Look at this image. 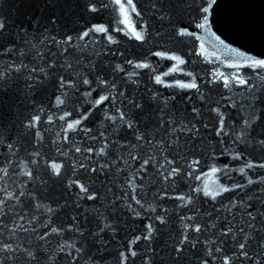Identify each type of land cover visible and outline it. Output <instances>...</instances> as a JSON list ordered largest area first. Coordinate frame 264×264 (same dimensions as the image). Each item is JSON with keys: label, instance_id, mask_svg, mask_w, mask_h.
<instances>
[{"label": "water", "instance_id": "1", "mask_svg": "<svg viewBox=\"0 0 264 264\" xmlns=\"http://www.w3.org/2000/svg\"><path fill=\"white\" fill-rule=\"evenodd\" d=\"M0 23V264H264V0Z\"/></svg>", "mask_w": 264, "mask_h": 264}, {"label": "snow or ice", "instance_id": "2", "mask_svg": "<svg viewBox=\"0 0 264 264\" xmlns=\"http://www.w3.org/2000/svg\"><path fill=\"white\" fill-rule=\"evenodd\" d=\"M116 2L117 3H121V0H116ZM126 2H127L128 5H131L132 4V0H126ZM121 7L123 9V5H121ZM92 10L95 11V8H92ZM132 10L135 11V7L134 6L132 7ZM124 11L126 12V9ZM204 11L207 12L208 10L207 9H204ZM125 23H127V16L126 15H125ZM2 28H3V24L0 23V29H2ZM94 29L97 32H105L106 31V29H104L103 27H96V26H94ZM129 30L133 32V35L136 37L137 40L143 39V36H142L141 33L136 32L134 29H131V28ZM87 35H88V32H84L83 33V36H87ZM253 63H255V64H257V65H259L261 67H264V60L253 61ZM138 66H141V65H138ZM143 66H146V65H143ZM160 82L161 81H160V79L158 77L157 78V83H160ZM241 83H245V81H241ZM181 86L182 87H185V88H195L196 87L195 83L184 84V85H181ZM104 99H107V97H101L100 100H98L96 103H101ZM58 102L63 103V101H60L59 98H58ZM222 122L223 121L221 120V124H222ZM75 123L78 124V123H80V121L77 120ZM69 127L71 128V127H73V125L70 124ZM53 168L55 169V171L58 174L59 173V166L58 165H53ZM228 190L229 189H227V188H224L223 189V191H228ZM81 191H86V189L83 188V186H81ZM88 198L89 199H92L93 197L92 196H89ZM196 230L198 231L199 229L197 228ZM241 247H243V245H241Z\"/></svg>", "mask_w": 264, "mask_h": 264}]
</instances>
